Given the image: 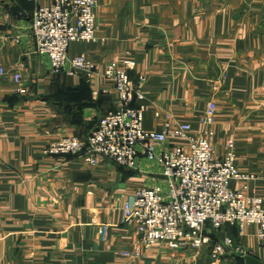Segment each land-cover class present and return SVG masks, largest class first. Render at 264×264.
<instances>
[{
	"label": "crops",
	"instance_id": "0c3cea01",
	"mask_svg": "<svg viewBox=\"0 0 264 264\" xmlns=\"http://www.w3.org/2000/svg\"><path fill=\"white\" fill-rule=\"evenodd\" d=\"M53 1L0 0V69L7 72L0 73V264H246L244 253L264 261L256 226L228 227L200 250L158 242L139 257L124 255L139 233L125 222L123 205L138 188L166 190L162 166L144 154L134 169L44 152L64 136L87 139L119 100L105 65L129 56L132 80L146 77L136 103L145 106L144 127L161 130L169 116L199 130L215 102L216 154L233 143L237 166L250 176L231 187L264 200V0H98L97 40L69 50L95 68L72 75L53 71L30 27L34 10ZM226 237L231 247L214 258L215 242Z\"/></svg>",
	"mask_w": 264,
	"mask_h": 264
},
{
	"label": "built area",
	"instance_id": "2783aa9c",
	"mask_svg": "<svg viewBox=\"0 0 264 264\" xmlns=\"http://www.w3.org/2000/svg\"><path fill=\"white\" fill-rule=\"evenodd\" d=\"M97 6L98 0H54L32 13L30 27L37 51L50 57L54 72H93L95 64L90 58L84 53L71 57L69 50L73 42L97 40ZM135 66L136 61L129 56L108 62L103 75L119 93V108L101 116L87 139L64 136L50 142L44 152L79 155L91 163L107 157L134 169L144 154L162 166L167 189L159 185L138 188L123 205L125 222L139 233L137 246L132 252H122L124 255L139 257L143 248L158 242L174 250H200L212 242L210 230L225 225L254 224L264 238V200L231 187L234 180L250 178L236 164L233 143L223 156L216 154V103L207 104L199 118V130L190 122L169 116L161 130H147L145 106L134 103L135 98L145 97V77L140 76L138 82L131 78ZM0 73L7 74L3 68ZM12 78L19 84L23 75L15 71ZM17 92L25 94L27 90L18 86ZM100 233L106 234V226ZM223 242L232 244L231 239ZM223 242L214 245V258L225 253Z\"/></svg>",
	"mask_w": 264,
	"mask_h": 264
},
{
	"label": "rangeland",
	"instance_id": "374dc122",
	"mask_svg": "<svg viewBox=\"0 0 264 264\" xmlns=\"http://www.w3.org/2000/svg\"><path fill=\"white\" fill-rule=\"evenodd\" d=\"M98 6H99V1H98ZM97 6V7H98ZM97 7H96V25H97ZM31 22V21H30ZM97 27V26H96ZM98 28V27H97ZM98 38V37H97ZM145 77V76H144ZM146 82V77H145V81H144V83ZM143 83V84H144ZM143 94H144V96H145V93H144V90H143ZM145 98V97H144ZM141 100H143V99H141ZM141 100H139V99H137V98H135L134 99V103H137L138 101H141ZM119 106H120V104L119 103H117V105L114 107V108H110V109H108L107 111H110V110H116V109H118L119 108ZM106 111V112H107ZM99 122V121H98ZM229 145H230V143H229ZM229 145H228V148H229ZM234 145V144H233ZM235 151V150H234ZM60 156H79V155H60ZM100 158H105V157H100ZM100 158H98V160L100 159ZM105 159H109V160H111V161H113L112 159H110V158H105ZM98 162V161H97ZM114 163H116L115 161H113ZM95 164V163H94ZM117 164V163H116ZM119 165V164H118ZM119 166H121V165H119ZM122 167H124V166H122ZM125 168H127V167H125ZM255 197H257V196H255ZM249 226H256V228H257V234H258V236L260 237V235H259V227L257 226V225H254V224H251V225H247V226H245V227H242V226H240L239 224H235V225H225V226H223L222 228H219V229H211L210 231H211V234H212V236L211 237H213L214 239H217V238H219V236H220V234H221V232H223L224 230H226V229H228V227H230V228H234L235 230H237V231H239L240 233H243L245 230H246V228H248ZM229 230V229H228ZM231 231V230H230ZM261 238V237H260ZM225 239H231L230 237H226ZM261 239H263L264 240V238H261ZM224 240V239H223ZM232 240V239H231ZM218 242H223V241H218ZM217 243V242H216ZM215 243V244H216ZM209 244H212V243H209ZM208 244V245H209ZM226 247V246H225ZM226 252V251H225ZM224 255V254H223ZM222 256V255H221Z\"/></svg>",
	"mask_w": 264,
	"mask_h": 264
},
{
	"label": "water",
	"instance_id": "95a60500",
	"mask_svg": "<svg viewBox=\"0 0 264 264\" xmlns=\"http://www.w3.org/2000/svg\"><path fill=\"white\" fill-rule=\"evenodd\" d=\"M226 247H231V245H227L225 242H223ZM242 258L244 259L246 264H264V261L259 259L258 257L250 254V253H244L242 254Z\"/></svg>",
	"mask_w": 264,
	"mask_h": 264
},
{
	"label": "trees",
	"instance_id": "16d2710c",
	"mask_svg": "<svg viewBox=\"0 0 264 264\" xmlns=\"http://www.w3.org/2000/svg\"><path fill=\"white\" fill-rule=\"evenodd\" d=\"M212 236V235H211ZM219 240H217V242H218ZM216 243V242H215Z\"/></svg>",
	"mask_w": 264,
	"mask_h": 264
}]
</instances>
